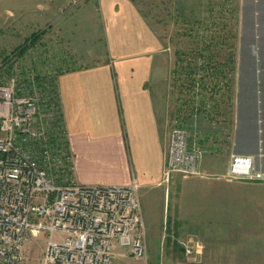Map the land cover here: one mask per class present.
<instances>
[{"label":"crops","instance_id":"crops-1","mask_svg":"<svg viewBox=\"0 0 264 264\" xmlns=\"http://www.w3.org/2000/svg\"><path fill=\"white\" fill-rule=\"evenodd\" d=\"M84 1L71 26L66 25L68 29L58 23L62 27L57 30L58 37L46 43L39 39L34 45L37 49L52 44L66 50V44L60 42L63 36L78 54L75 59L64 60V56L52 52L54 63L69 66L58 71L56 81L77 182L123 185L136 179L146 233L149 228L153 230L166 210L168 197L162 181L170 116L167 111L187 123H197L191 140L206 151L203 171L226 169L232 153L251 155L256 166L264 170V0H236L231 21L203 38L209 63L222 71L217 81L189 77L186 62L193 60L192 51L199 48V38L188 58L178 55L173 63L168 48L132 0ZM85 21L90 23L91 38L99 43L100 50L95 51L103 54L98 59L91 57L96 48L93 42L79 34L78 23ZM55 26L53 22L52 28ZM181 69L185 70L184 78L179 74ZM198 179L199 196L237 186L229 181ZM157 197L160 199L156 203ZM147 206H157L154 218ZM221 209L199 206V200L185 209L193 214L190 228L199 234L198 246L203 235L199 232V214ZM230 210L222 209L223 213ZM30 236L25 240V251L30 249ZM152 239L147 241V259L135 258L128 249L115 244L110 264H146L147 260L154 264L160 254L154 233ZM175 254L170 250L163 253L167 261L178 260ZM188 257L198 263L199 248ZM33 260L25 264H42L39 259Z\"/></svg>","mask_w":264,"mask_h":264},{"label":"built area","instance_id":"built-area-1","mask_svg":"<svg viewBox=\"0 0 264 264\" xmlns=\"http://www.w3.org/2000/svg\"><path fill=\"white\" fill-rule=\"evenodd\" d=\"M33 48L32 66L20 67L16 57L0 62L6 73L0 81V264H21L27 235L39 233L45 235L42 264H110L115 244L144 259L140 184H82L73 178L58 71L51 51ZM181 118L171 121L163 182L174 174L202 175L205 149L191 140ZM225 178L264 179V170L251 155L232 153Z\"/></svg>","mask_w":264,"mask_h":264},{"label":"rangeland","instance_id":"rangeland-1","mask_svg":"<svg viewBox=\"0 0 264 264\" xmlns=\"http://www.w3.org/2000/svg\"><path fill=\"white\" fill-rule=\"evenodd\" d=\"M133 2L162 39L164 46L168 48L173 63L178 55L181 56L180 59L188 58L187 54L191 52V48L196 46L197 38H199V48H204L206 42L203 38L207 39L210 32L212 34L217 30H222L224 26L222 23H226L227 20L231 21L233 17L231 14L236 5V0H133ZM84 3L85 1L73 3L71 0H0V62L5 56L12 55L11 59L16 57L20 67L32 66L37 54L33 48L34 45L41 39L46 43L45 40L50 41L52 37H58L57 30L62 29L58 27V23L65 25L68 29L66 25L71 26L70 21L73 20L77 9L82 8ZM53 22L56 25L54 29L52 28ZM78 24L81 27L79 34L89 38L93 42L91 45L96 47L92 50V59L103 56L97 46L99 43L95 38H91L92 32L90 33L91 29L87 26L90 23L87 24L85 21V23L79 22ZM39 30H44L40 40L28 46L24 53L13 54V49L23 44L24 39L32 32ZM69 30L72 31L71 27ZM60 42L66 44V50L63 49V51L52 44L44 45V47L51 52L54 51L55 55L64 56V60L67 57L70 60L75 59L74 57L78 54L73 51L63 36L60 37ZM97 49L99 50L96 52ZM51 52H49L50 55H52ZM54 65H56V71L69 67L61 62L54 63ZM179 74L181 78H184L185 70L181 69ZM3 75L4 71L0 69V81L5 79L6 73L5 76ZM170 112L167 111V115H170L167 118L169 123L166 132L167 143L171 121L176 118V114H169ZM181 120L190 137H193L191 134L194 131L192 130L197 123L195 121L187 123L184 118ZM205 155L206 151L201 163ZM227 160L226 169L222 171L206 172L201 168L202 175L184 176L180 174L163 183L168 196L166 210L161 213L155 228L147 230L144 259H147V241L152 239L154 233L160 254L154 264H264V179L225 178L230 156ZM199 176L215 182H233L237 186L230 191L216 189L199 196V182H196ZM239 183L249 185L242 187L238 186L241 185ZM160 198L162 203V196ZM160 198H156V203ZM197 200H199V206L219 207L224 211L225 208L232 209L229 213H223L221 209L217 212L214 210V213L199 214V232L203 234L200 239L198 238L199 246L196 244L199 234L194 228H190L193 214L185 212V209L194 207ZM147 208L153 212L149 215L154 218L157 206H147ZM28 245L30 248L28 251H25L23 246L21 264H25L30 259H39L41 263L42 250L44 251L45 246L44 233L30 236ZM187 245H190L192 249L189 255L186 253ZM198 248L199 262L196 263L195 259L190 260L188 256L194 254ZM166 250L176 253L175 255L179 256L178 260L171 258L167 261L163 255ZM146 264L152 263L147 260Z\"/></svg>","mask_w":264,"mask_h":264},{"label":"trees","instance_id":"trees-1","mask_svg":"<svg viewBox=\"0 0 264 264\" xmlns=\"http://www.w3.org/2000/svg\"><path fill=\"white\" fill-rule=\"evenodd\" d=\"M43 33L44 30L32 32L27 38L24 39L23 44L13 49V54L20 55L24 53L28 46H32L39 40ZM192 52H194L193 60H190L192 63L189 60L186 62L187 66L189 67V77L196 79V81H217L218 76L220 73H222V71L220 69L218 70L215 65L209 63V55L205 53L204 48H196ZM11 56H5L2 63H8ZM1 69L3 70V68Z\"/></svg>","mask_w":264,"mask_h":264}]
</instances>
